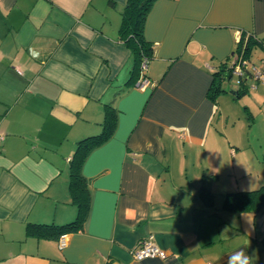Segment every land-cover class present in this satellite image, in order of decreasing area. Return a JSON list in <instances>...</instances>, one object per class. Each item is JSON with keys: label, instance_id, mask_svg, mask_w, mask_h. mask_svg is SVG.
Listing matches in <instances>:
<instances>
[{"label": "crops", "instance_id": "1", "mask_svg": "<svg viewBox=\"0 0 264 264\" xmlns=\"http://www.w3.org/2000/svg\"><path fill=\"white\" fill-rule=\"evenodd\" d=\"M125 3L0 0V264H228L240 253L264 264V206L222 208L226 192L264 184V170L229 169L225 159L264 158V141L255 136L253 149L225 92L208 96L242 33L257 40L250 62L264 67V0H155L144 23L154 84L143 88L129 81ZM247 83L236 97L249 99L242 116L264 126V81ZM107 110L113 133L80 166L82 229L63 247L27 235L28 225L75 218L70 166ZM150 235L167 257L134 259Z\"/></svg>", "mask_w": 264, "mask_h": 264}, {"label": "trees", "instance_id": "2", "mask_svg": "<svg viewBox=\"0 0 264 264\" xmlns=\"http://www.w3.org/2000/svg\"><path fill=\"white\" fill-rule=\"evenodd\" d=\"M155 0H126L122 10L120 23V38L122 42L130 49L133 59V66L129 81L135 83L141 75V62L144 57L150 61L152 57V46L144 37V23L146 16ZM242 33L236 50L243 51L249 59V54L253 44L257 41L254 36ZM250 60V59H249ZM147 76V71L143 72ZM234 80L229 69V63L224 68L213 72L212 81L208 89V96L211 99L224 92L222 81ZM247 83L240 81V86L234 91V97L245 93ZM115 126L114 114L107 110L102 129L99 133L87 136L78 141L74 154V159L69 170V191L71 201L76 207V216L73 220L63 224H31L26 227L27 235H34L45 238H58L62 233L78 231L82 229L86 221L89 210V192L85 186L84 177L81 174L80 166L85 154L93 147L106 141L113 133ZM264 206V184L257 188L249 190L229 191L225 193L222 208L232 212L259 211ZM264 242V241H262ZM264 244V243H262ZM264 247V245H262Z\"/></svg>", "mask_w": 264, "mask_h": 264}, {"label": "built area", "instance_id": "3", "mask_svg": "<svg viewBox=\"0 0 264 264\" xmlns=\"http://www.w3.org/2000/svg\"><path fill=\"white\" fill-rule=\"evenodd\" d=\"M245 37L251 35L250 32L245 33ZM148 60L146 57L141 62V75L136 81L135 85L139 88H143L147 85H153L148 76L143 75L144 71H147ZM229 69L231 75L234 77L232 81V88L237 89L240 86V81L258 80L264 81V67L256 66L244 55L243 51H236L229 61ZM248 84V83H247ZM4 139V134L0 131V144ZM58 244L63 247L66 244V233H62L58 236ZM132 257L136 260H141L145 257H159L164 259L167 257L168 252L159 247L150 235L145 239H141L138 244L131 250Z\"/></svg>", "mask_w": 264, "mask_h": 264}, {"label": "rangeland", "instance_id": "4", "mask_svg": "<svg viewBox=\"0 0 264 264\" xmlns=\"http://www.w3.org/2000/svg\"><path fill=\"white\" fill-rule=\"evenodd\" d=\"M229 85L230 84L228 81L226 80L222 81L221 87L222 89H224V92L226 93L222 95L224 97L222 103L225 105L226 109L230 110L232 114H235L237 116L240 115V118L237 119V123L239 126L238 128L243 129L242 134H244V131L245 133L249 132L252 141L251 146L254 149V145L257 144V141L255 140V136H257L260 141H264V126L257 123V124H252V126L248 127L249 125L246 122L245 115H243L244 117L242 116V112H243V106L249 99H247L246 97L244 98L241 97L239 99L234 97V95L229 92L230 90ZM254 111L257 112L256 108ZM225 161L229 163L228 164L229 169L232 163L235 165L236 170H239L238 165L245 163L241 170H264V158L259 157L256 159L250 153L241 158L237 156L234 162H232L231 156L227 157Z\"/></svg>", "mask_w": 264, "mask_h": 264}, {"label": "clouds", "instance_id": "5", "mask_svg": "<svg viewBox=\"0 0 264 264\" xmlns=\"http://www.w3.org/2000/svg\"><path fill=\"white\" fill-rule=\"evenodd\" d=\"M228 264H251L250 257L240 253L229 257Z\"/></svg>", "mask_w": 264, "mask_h": 264}, {"label": "water", "instance_id": "6", "mask_svg": "<svg viewBox=\"0 0 264 264\" xmlns=\"http://www.w3.org/2000/svg\"><path fill=\"white\" fill-rule=\"evenodd\" d=\"M229 92H230L231 94H233V95L235 94L234 91H233L232 89H230Z\"/></svg>", "mask_w": 264, "mask_h": 264}]
</instances>
